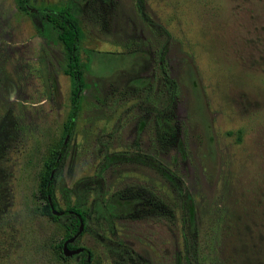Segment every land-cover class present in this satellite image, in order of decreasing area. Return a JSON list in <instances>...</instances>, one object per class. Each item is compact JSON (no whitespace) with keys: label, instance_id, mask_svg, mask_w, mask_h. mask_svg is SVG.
I'll return each mask as SVG.
<instances>
[{"label":"rangeland","instance_id":"1","mask_svg":"<svg viewBox=\"0 0 264 264\" xmlns=\"http://www.w3.org/2000/svg\"><path fill=\"white\" fill-rule=\"evenodd\" d=\"M46 9L81 32L69 133ZM0 264H264V0H0Z\"/></svg>","mask_w":264,"mask_h":264},{"label":"trees","instance_id":"2","mask_svg":"<svg viewBox=\"0 0 264 264\" xmlns=\"http://www.w3.org/2000/svg\"><path fill=\"white\" fill-rule=\"evenodd\" d=\"M28 2V1H27ZM43 16H45V22L42 24H38V30L39 32L44 35L50 36V33L55 35L64 45V47L67 50L68 53V63H67V74L70 76L71 79V110L69 114V118L66 124L67 132H71V130L74 128L78 113L80 110V104H81V98H82V77H83V63L81 61V47H80V38H81V32L80 28L77 24L76 19L69 13L67 10H62L61 12H56L54 10H42ZM44 18V17H43ZM162 72L164 73V79H165V85L170 90V92L174 93L177 90V82L170 78L168 69L165 65V63H162ZM53 178H50L49 182L46 183L44 188V194L47 197V204L43 208V213H48L54 218H61L63 216H66L70 219L71 227L67 231L66 239L72 237L74 234H76L79 231L80 228V217L83 218L84 223L86 221V215L84 211H82L80 208L77 207H71L67 211H63L58 207L57 201L55 199L54 195V187L52 186V180ZM174 178L172 177V180ZM49 197H51L49 199ZM186 198V207H190L193 209L192 206V196L191 194L186 191L185 194ZM52 204L55 207V209L62 211L63 213L61 215H56L53 213L52 210ZM189 221L191 225L194 226V220L193 216L189 217ZM65 242V241H64ZM64 245V243H63ZM71 244H69L70 246ZM191 248H193V242H191ZM75 247V246H72ZM116 248L121 249L126 253V259H130L131 257V250L130 248L119 242L115 245ZM77 248V247H75ZM61 253L63 254V246ZM81 254H85V251H82L79 254H75L74 257H77ZM87 260V256H86ZM87 262V261H86Z\"/></svg>","mask_w":264,"mask_h":264},{"label":"water","instance_id":"3","mask_svg":"<svg viewBox=\"0 0 264 264\" xmlns=\"http://www.w3.org/2000/svg\"><path fill=\"white\" fill-rule=\"evenodd\" d=\"M67 137H68V136H67ZM66 142H67V138L65 139V143H66ZM53 176H54V171H53L52 174H51V178H52ZM50 198H51V197H49V199H50ZM52 210H53V213L56 214V215H61V214L63 213L62 211H59V210L55 209V207L53 206V204H52ZM83 226H84V220H83L82 217H80V228H79L78 233L82 231ZM78 233H76V234L73 235L72 237L68 238V239L64 242V245H63V252H64L65 255H67V256H72V255H74V254H79V253H81V252L84 250L83 247L70 248V247L68 246L69 243L73 242V241L76 239ZM88 259H89V257H88Z\"/></svg>","mask_w":264,"mask_h":264},{"label":"flooded vegetation","instance_id":"4","mask_svg":"<svg viewBox=\"0 0 264 264\" xmlns=\"http://www.w3.org/2000/svg\"><path fill=\"white\" fill-rule=\"evenodd\" d=\"M74 235H75V234H74ZM69 244H71V245L69 246ZM69 244H68V246H69L70 248H72L73 243H69ZM78 247H81V246H77V248H78ZM83 251H85V250H83Z\"/></svg>","mask_w":264,"mask_h":264}]
</instances>
